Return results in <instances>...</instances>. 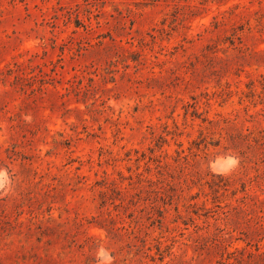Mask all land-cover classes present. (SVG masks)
I'll list each match as a JSON object with an SVG mask.
<instances>
[{
	"label": "rangeland",
	"instance_id": "obj_1",
	"mask_svg": "<svg viewBox=\"0 0 264 264\" xmlns=\"http://www.w3.org/2000/svg\"><path fill=\"white\" fill-rule=\"evenodd\" d=\"M0 264H264V0H0Z\"/></svg>",
	"mask_w": 264,
	"mask_h": 264
}]
</instances>
